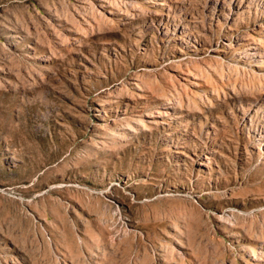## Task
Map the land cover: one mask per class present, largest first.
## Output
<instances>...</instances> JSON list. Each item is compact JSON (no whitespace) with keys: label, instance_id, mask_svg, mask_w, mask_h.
Masks as SVG:
<instances>
[{"label":"rangeland","instance_id":"rangeland-1","mask_svg":"<svg viewBox=\"0 0 264 264\" xmlns=\"http://www.w3.org/2000/svg\"><path fill=\"white\" fill-rule=\"evenodd\" d=\"M0 264H264V0H0Z\"/></svg>","mask_w":264,"mask_h":264}]
</instances>
